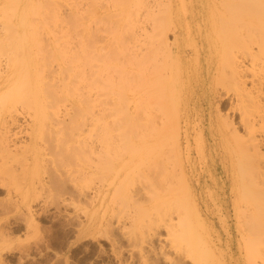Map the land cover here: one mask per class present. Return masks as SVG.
<instances>
[{
  "label": "rangeland",
  "instance_id": "rangeland-1",
  "mask_svg": "<svg viewBox=\"0 0 264 264\" xmlns=\"http://www.w3.org/2000/svg\"><path fill=\"white\" fill-rule=\"evenodd\" d=\"M79 1L57 0L56 5V0H49L44 4L50 9L54 2L57 10L61 7L56 17L64 19L66 25L62 29L73 33L63 30L64 34L68 33L71 39L72 35L73 38L81 36L72 42L69 37L61 39L58 29L62 27L61 21L49 22L51 29L47 25L39 34L33 30L39 24L35 27L33 22L32 27L30 19L21 27L20 16L11 19L9 14L13 10L21 14L24 4L19 0L13 4L0 0V264H218L214 252L220 234L226 242L222 249L228 260L225 264H260L249 253L240 254L237 242L232 250L229 248L227 226H223L224 220L233 223L230 221L233 213L223 215L221 211L220 200L227 195L220 196L219 189L230 183L221 169L216 171L219 159L215 134L225 120L239 126L241 114L233 108L242 102L233 81L221 85L222 67L207 39L209 31L205 27L207 0H186L188 12L196 11V16L175 20L181 25L180 35L169 25L167 0ZM222 1L217 0L219 8L223 7ZM117 5H120L118 15ZM47 8L43 9L45 12L41 6L40 11L33 9L29 18L36 14L37 18L39 12L49 16L51 10ZM5 11L9 16L3 15ZM199 13L205 16L198 17ZM92 17L98 22L93 23ZM234 25L231 22L227 29L232 38L240 33ZM217 26L222 35L225 31L222 22ZM11 30L17 34L15 37L11 36ZM125 30L129 31L128 35ZM43 31L48 37H43ZM120 31L121 35L115 38L113 32ZM19 32H26L22 36L27 40L25 50L30 54V74L34 81L33 62L39 57V48L45 40L49 38L50 47L46 45L48 51L46 46L42 48L48 53L53 49L54 40L59 41L56 46L61 48L62 42L70 41L66 47L63 45L65 49L77 51L81 50L80 39L85 38L91 45L89 50L95 47L90 52L101 63L105 59L97 55L101 48L106 57L109 52L115 55L113 64L120 66L121 75L124 73L119 93L113 85L102 89L101 85L93 86L90 78L89 91L93 97L84 100L82 106L86 111L78 110L74 118L71 99L62 100L59 107L54 99L46 101L36 97L33 101L21 93L9 95L12 85L21 89L18 84L25 75L18 66L15 77L9 72L13 62L9 55L14 51V57L19 54V48L10 50L13 45L18 47ZM40 33L45 41L41 47ZM12 37L17 42L10 43L9 48L7 44L13 42ZM174 43L180 44L182 53L178 56H175ZM116 56L123 62L117 60L118 63ZM131 58L137 62L133 63ZM92 59L91 65L100 64ZM175 59L179 60L182 70L178 79ZM53 64V70H49L56 73V63ZM53 72L46 77V82L52 79L50 82L54 83L57 73ZM137 72L140 77L148 76L147 80L139 79ZM117 75L109 73V77ZM40 111L44 116H40ZM239 131L244 133L242 128ZM229 197L225 200L231 206L234 197ZM244 201L252 212L250 216H243L240 230L243 236L256 242L264 228V203L260 197H248ZM200 216L207 220L206 226L200 223ZM250 251L255 250L250 247Z\"/></svg>",
  "mask_w": 264,
  "mask_h": 264
},
{
  "label": "bare ground",
  "instance_id": "bare-ground-1",
  "mask_svg": "<svg viewBox=\"0 0 264 264\" xmlns=\"http://www.w3.org/2000/svg\"><path fill=\"white\" fill-rule=\"evenodd\" d=\"M8 1L10 4L15 3V1L18 2V0H8ZM19 1H21L22 4H24L25 11L23 9L21 11L22 12L21 14H17V13H15V10H13L12 13H10L9 15H10L11 19H13L17 16H20V18L18 20L21 23L18 25H20L21 27L24 28L27 21L30 19L29 22H32V24H30L32 27H34L33 22L35 23V27L39 24L35 29H33L34 31L38 32L37 34H39V32H40L39 30L40 29H41V31L44 30L49 22L57 23L58 21L59 22L61 21L60 23L58 22L59 24H61L60 26H62L61 28H58L61 32V39L64 37H67V38L69 37L70 41L73 42L74 41L73 39H76L78 37L81 38V36L73 38V35H72V39H71L70 36H68L69 34L72 33L68 29L69 27H67V29L69 31L62 29L66 24L63 23V22H65L64 19L61 20V19H59L60 17H56L57 14H59L58 12H60L59 9L61 8V7L58 8V10L56 9L57 8L56 5L58 4L57 0H56V3L54 2L56 5L53 2H51V3L49 2L50 5H52V3H53V5H54L53 9L44 7V4H46V2L49 0H19ZM52 1H54V0H52ZM81 1H83V0H81ZM81 1H79V2H81ZM30 2H34V3H30ZM142 2H144V1H142ZM222 2H224L223 7H220V8H219V4H218L217 0H207L205 3V11H206L205 15H206V18L208 21L206 23L205 27L207 28L206 31H209L207 39H208V41L211 42L210 45H212L211 48L213 50V53L217 56L218 61L220 63V67H222V73L224 75L223 82L225 84L222 82L221 85H227V82L229 80L233 81L237 87V89H236L237 94L236 95L239 98V101L242 102V103H240L239 107L233 108L234 110L237 109L241 114L239 122H238L239 126H237L233 121L229 122L228 120H225L224 123H221V125L219 126V128L217 130V133L215 134V135H217V138H218L217 157L219 159L217 161V164H216V167H217L216 171L218 169H221L222 172L224 173L225 177H226V180H228V182L230 183L229 186L222 185V187L220 188L221 190L219 189L220 196L223 194L227 195L226 198L223 196V198H221V200H220L221 201L220 202L221 203V211L223 212L222 213L223 215H224V212L227 213V212L232 211V213H233L232 216L230 215L232 217V219L229 217L231 219L230 221H233V223L230 224L229 221L224 220L223 226H227V231H228V233H227L228 237L227 238L230 241V244H229L230 247L229 248L231 250H232V246L235 244V242H237L238 251L240 254L249 253L251 256L254 257V259H256V260L258 259L260 264H264V228L261 229V233H260L258 239L256 240L257 243L253 239L247 238L246 236H243V233L240 230L241 221H242L243 216L244 215L250 216L251 212H252V211L248 210L247 204L245 203L244 200L248 197H260L262 199V202L264 203V0H223ZM112 3H113V1L111 2V4ZM146 3H147V1H146ZM167 3H168L167 17L169 18V25L172 26L174 28V30L176 29V31H179L178 35H180L181 34V29H180L181 25H177L175 20L177 18L183 19V20H186L187 18L193 19L196 16V11L192 10L191 12H188L189 10L187 8L186 0H180L179 2L177 0H167ZM47 4H48V2H47ZM114 4L115 3H113V5ZM139 4H140V2H139ZM28 5H31V6H28ZM39 5L41 6L42 11H43V9H46V8L50 9L51 15L49 13H48V15L51 17L45 16V15H47V13H45V14L41 13L42 14L41 15L39 12L37 18L35 17V16H37V14L34 15L33 17L29 18L30 13L33 12V9L36 10L35 8H38V10H39V8H40ZM121 5H123V4H121ZM141 5H142V3H141ZM141 5H139V6H141ZM55 6H56V8H55ZM77 7H79V6H77ZM111 7H112V5H111ZM115 7H116V11H117V13L116 12L115 13H116V15H118L119 14L118 12L120 10V8H119L120 5H117ZM112 8H114V7H112ZM139 8H141V7H139ZM147 10H150V8ZM77 11H76V13H78ZM8 12H10V11L7 10V13ZM43 12H45V11H43ZM62 12H64V11H62ZM68 12H69V10L67 11V13ZM5 13H6V11H5ZM7 13L6 14L3 13V15L4 16L6 15V17L9 16V15H7ZM149 13H151V12H149ZM123 14L121 13L122 16L125 15V14L124 15ZM148 15L146 17H149ZM197 15H198V17L205 16L203 13L202 14L199 13ZM44 16L47 18H45ZM107 16H109V18H110V15H107ZM128 16H130V15H128ZM3 18H5V17H3ZM87 19H88L87 20L88 23L91 22L90 17H88ZM82 20H83V18H82ZM84 20L86 21V19H84ZM96 20L97 19H94L92 17L93 23L94 22L97 23L98 21H96ZM137 21L139 22V20H137ZM122 22L123 21L121 20V23ZM138 22H137V25H138ZM218 22H222L224 30H225L222 35L220 33H218V26H217ZM231 22L235 23V25H234L235 29H240L239 35L235 38H232L229 35V33L227 32V29L229 28V24ZM10 24H11V22H10ZM89 24L91 25V23H89ZM89 24L86 25V27H88ZM133 24L130 23L129 25L134 26L135 24L134 25ZM199 24H200V22L198 23V25ZM122 25H124V23ZM10 26L12 27V24ZM53 26H54V24H53ZM98 26H100V24H98ZM128 26H127V28H128ZM48 27L50 28L49 25H48ZM54 27H59V26L55 25ZM13 28H17V25ZM220 28L222 29L221 26H220ZM5 29L7 31V29H8L7 26ZM5 29H3V30L5 31ZM56 29H52V32H54L53 30H55V32L60 33ZM243 29L245 31H243ZM13 30H11V32H13ZM33 30H30V32L32 34L34 33ZM63 30H65L69 34L66 33V35H65ZM128 30H130V29H128ZM128 30H127V32L125 30V33H127V35L129 33ZM200 31H201V29H200ZM98 32H100V31H98ZM122 32H123V30H122ZM122 32L120 31V33H118V34H117V32H113V33H116V36H117V37L116 36H114V37L118 38L119 34L121 35ZM25 33H20L21 37L17 40L19 42V45H21V47L16 44L18 47L13 45V47L10 49V50H12L13 48H15V49L19 48V52H17V54L19 53L18 54L19 57H18V55H17V57H14L15 55L13 53L15 51L13 49L12 51H14V52L12 53V51H11V53H12L11 55L13 57L11 56L12 57L11 58L10 55L8 57L9 59H13V60H11L13 62L11 65V70L9 72H12L13 77H15L16 73H17L16 72V68H17L16 66H18L19 67L18 70L21 67V69H23L25 71V75L23 74L24 75V77L22 76L23 80L21 78L20 84H18V85H21V86H18V87H21V89L20 90H18L19 88L16 89V86H17L16 84L12 85L8 89V91L10 93L9 95L19 96V94L21 93V95H23V97L34 99L33 101H35L36 97H41V100L46 99V101H47V99H54L55 103L59 107H60L59 103H63L64 101L67 102V100L69 101L71 99V101H72L71 111L73 112L72 116L74 118L75 114L78 110L81 112L86 111V107L82 106V104L84 103V100L88 99L89 97H93L92 96L93 94L90 93V91H89V88H90L89 80H90V78H91V81L93 82V86L95 84H97L98 86L101 85V89H102L104 87H107L108 85L109 86L113 85L114 88L116 89V91L119 93L120 80H121L124 73L121 75V73H120L121 69L119 68L120 66H118L117 64H115V65L113 64V62L115 60L114 59L115 55L113 53L110 54V52L107 50L109 53L107 52L108 54H106L107 55V57H106L104 55L105 51L103 52L102 48H101V50L103 53L101 52V50H100V54H97L94 51L95 54L99 55L98 56L99 59L105 58L103 60V62L101 63L98 59H95V55L93 57V54H94L93 52H92L93 54H91L90 51H93L95 49V47L93 46V50L92 49L89 50V46H91V45H90V43H86V42H88V40H86L85 38H84V40H83V38L82 39L79 38L80 40H82V42L78 40L79 42H81V43H79L81 45L80 46L81 50L76 51L74 49L75 50L74 51V50H72V48L70 49L68 47H67V49H65L66 44H70L69 43L70 41L68 42L67 38H65V41H67L68 43H66V44H64V42H62L63 44L60 43V44H62V48H64V49L61 48V45L56 46V42L59 43V41L54 40V43H52L53 49H50V51L47 53L46 50L49 49L50 45H49V38L47 40H45L48 44H45L46 42L43 40L44 38L48 37V35L45 36L46 34L44 33V31H43L44 36L42 35V33H40L41 37L39 36L40 41L41 40L42 41L40 42V44L38 42L37 43L40 46L41 44H43V41H44L45 43L42 47L44 48L46 45L49 47L46 46V48H45L46 50H45L40 46L43 50L41 48H39V51L41 50L40 53H38V55L40 54L39 57L37 55L38 58H36L35 60L33 59L34 60V62H33V73L35 70L36 81H37V84H39V86L36 87V81H34L33 76L30 74L31 73V64H30V61L28 59L30 54L29 53L27 54V51H26L27 48L25 50L27 40L25 41L26 38H24L22 36V34L24 35ZM57 34H55V36ZM124 34H122V35H124ZM15 35H17V34L15 32H13L11 36L15 37ZM134 35L135 34H133L132 37ZM178 35L175 36V40H177V41L179 39ZM32 36L30 35V37H32ZM75 36H77L76 33H75ZM8 37L10 38V36H8ZM8 37H7V39H8ZM13 37L11 39L12 41H13ZM51 38H52V36H51ZM58 38H60V37H58ZM61 39H60V41H61ZM14 41H16V40H14ZM14 41L13 42L9 41L7 44V47L10 48V46H8L10 43L15 44L17 42V41L16 42H14ZM112 41H113V39H112ZM119 41H121V40H119ZM184 41L185 40H183V42ZM75 42H76V40H75ZM141 42H143V41H141ZM117 44H118V42H117ZM63 45H65V47ZM120 45H122V42ZM137 45L139 46L140 44H137ZM202 45H203V41H202ZM35 46L37 47V45H35ZM130 46H132V45H130ZM20 48H21V50H20ZM173 48L175 51V56H178L182 53L179 43L178 44L174 43ZM134 49H135V47H134ZM97 50H99V49H97ZM131 50H133V49H131ZM16 51H18V49H16ZM114 51L116 52V47L113 50V52ZM120 51L124 52L123 49H121ZM120 51H119V53H121ZM127 51H128V49H127ZM139 51H140V49H139ZM9 52L10 51H8L7 54H9ZM135 52H136V49H135ZM21 53L23 54V56L20 55ZM126 53L129 54L128 52H126ZM130 54H131V52H130ZM142 55H143V52H142ZM20 56H22L21 60H20ZM129 56H131V55H129ZM91 58H93L94 60H96L100 64L97 65L96 63H94L95 66L91 65L90 64ZM116 58H117V56H116ZM119 58H120V56H119ZM136 58H137V55H136ZM30 59H31V57H30ZM93 59H92V62H93ZM117 60L120 61L118 58L116 59V61ZM128 60L126 59V61H128ZM130 60H132V58ZM11 61H9L10 62L9 65L11 64ZM116 61H115V63H116ZM52 62L54 63L53 65H55V63H56L55 69H57V71H56L57 76H54V78L52 76L54 83L50 82L52 80L50 77H48L49 80L51 79L49 82L45 81L46 77L50 76V74H52V72H53V71L49 70V69L53 70V68H51ZM121 62H123L122 59H121L120 63ZM132 62H133V60H132ZM175 62H176L175 71H176V75H177V79H178L182 76V72H181L182 70H180V68H179V64H180L179 60L175 59ZM13 63H15L14 64L15 67H14ZM126 63L128 64L129 62H126ZM133 63H130V64L132 65ZM127 64H126V66H127ZM147 68H148V66H147ZM129 69L131 70L132 66ZM134 69H135V67H134ZM148 70H150V69H148ZM20 71L22 72V70H20ZM111 72H115L118 75L115 78L109 77V73H111ZM121 72H124V70ZM125 72H128V71H125ZM53 73L56 75L55 71ZM222 73H221V69H220V75H222ZM47 74H49V75H47ZM127 74L125 75V77L128 76ZM133 74H135V72ZM137 75H138L139 79H141V80L143 78H145V80H147V78H148V76L146 78V75H143V74H142V77H140L139 76L140 73H138V72H137ZM137 78H135V81L137 80ZM123 79H125V78H123ZM126 80H127V78H126ZM18 81H19V79H18ZM127 81H129V80H127ZM122 82H123V80H122ZM248 84H250V85H248ZM108 90L110 91V89H108ZM148 93L150 95L152 94L150 92V90L148 91ZM62 100H63V102H62ZM132 101H134V100H132ZM77 102H79V104H77ZM177 102L179 103L181 101L177 99ZM245 104H247V105H245ZM66 106H65L64 110H66ZM42 107H43L42 109H44L43 104H42ZM41 111H43V110H41ZM41 111H40V116H44V114H42L43 112L41 113ZM59 112H60V110H59ZM67 112L69 113V110ZM239 128H242L244 130V133H241L239 131ZM145 133H148V131ZM145 137H147V136H145ZM204 160H206V159H204ZM204 164H206V163L204 162ZM231 196L234 197L233 198L234 200L232 201L231 206H230V202L225 200V199H228V197L231 198ZM226 208H228V209H226ZM200 223L202 224V226H206L207 220L205 218H202V216H200ZM218 238L219 239H218V243H217V250H216V252H214V251L213 252L215 255V259L217 258L218 264H225V262H227L228 260L225 258L224 254L222 252V249L225 247L226 242H224V240L222 238V234H220ZM203 241H204L205 245L207 246L206 239H203ZM249 242H250V245H249ZM250 247H252L255 250L253 253H251ZM207 250H208V252H212V250L209 247H207ZM243 258H244V255H243Z\"/></svg>",
  "mask_w": 264,
  "mask_h": 264
}]
</instances>
